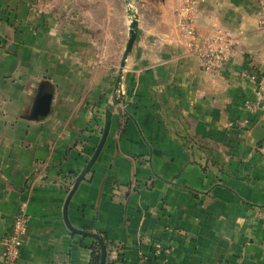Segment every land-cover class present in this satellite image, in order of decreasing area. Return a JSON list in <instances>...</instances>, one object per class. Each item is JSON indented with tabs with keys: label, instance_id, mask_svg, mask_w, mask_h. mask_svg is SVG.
I'll return each instance as SVG.
<instances>
[{
	"label": "crops",
	"instance_id": "0c3cea01",
	"mask_svg": "<svg viewBox=\"0 0 264 264\" xmlns=\"http://www.w3.org/2000/svg\"><path fill=\"white\" fill-rule=\"evenodd\" d=\"M48 1L0 0V236L26 201L19 264H90L94 238L69 228L64 207L99 144L92 129L114 100L113 74L89 43L37 17ZM194 1L199 33L235 38L230 60L211 72L190 54L189 0L142 17L124 102L69 202L73 228L114 244L106 264H264V105L245 108L264 95L259 0Z\"/></svg>",
	"mask_w": 264,
	"mask_h": 264
},
{
	"label": "rangeland",
	"instance_id": "374dc122",
	"mask_svg": "<svg viewBox=\"0 0 264 264\" xmlns=\"http://www.w3.org/2000/svg\"><path fill=\"white\" fill-rule=\"evenodd\" d=\"M50 1L36 7L37 10L42 11L37 17L52 26L56 25L57 29L60 28L59 32H65L70 41L89 43L91 46L88 44L85 49L89 52L94 51V55L91 56L101 60L100 69L110 70L113 74L108 83L110 91L114 90V100L105 107L101 106L100 121L97 119L95 129H92L102 136L107 108L112 106L114 109L116 102L123 100L127 93H123L124 89H122L127 59L123 70H121V62L134 15H137L139 26L142 17L153 21L152 15L157 10V6L165 0H130L129 3L128 0H68L61 4L54 2L52 7L48 6L49 3L51 4ZM146 7L151 8L147 13ZM149 11L154 12L150 15ZM38 102L42 109H46L49 103L48 96L41 95Z\"/></svg>",
	"mask_w": 264,
	"mask_h": 264
},
{
	"label": "built area",
	"instance_id": "2783aa9c",
	"mask_svg": "<svg viewBox=\"0 0 264 264\" xmlns=\"http://www.w3.org/2000/svg\"><path fill=\"white\" fill-rule=\"evenodd\" d=\"M194 0H189L185 8L186 14L180 26L184 32L187 48L190 54L197 56L205 69L211 72H220L230 60L235 40L229 33L218 32L213 35H203L198 32L193 13ZM258 14L260 26L264 29V0H259ZM243 74L253 83L260 84L261 75L255 69ZM125 93V91H123ZM264 105V95L260 99L247 101L245 108L253 113ZM30 216L27 213V202L21 201L19 209L10 231L0 236V245L3 247L2 257L5 264H19L22 254L23 242L29 229Z\"/></svg>",
	"mask_w": 264,
	"mask_h": 264
},
{
	"label": "water",
	"instance_id": "95a60500",
	"mask_svg": "<svg viewBox=\"0 0 264 264\" xmlns=\"http://www.w3.org/2000/svg\"><path fill=\"white\" fill-rule=\"evenodd\" d=\"M129 1L130 0H128V2ZM138 26H139V23H138L137 15H134V18H133L132 23H131V28H130V36H129V39H128V42H127V45H126V49H125V52H124V55H123V59H122V62H121V70H123V68L125 67L126 59L128 58L130 52L132 51L134 43H135V41L137 39ZM120 79H121V77L119 78V80ZM112 115H113V108H112V106H110L106 110L104 129H103V133H102L101 139L99 141V144H98L94 154L92 155L91 159L89 160L88 164L86 165V167L82 171V173L79 176H77V178H76V180H75V182L73 184V187H72V189L70 190V192L68 194V197H67V200H66V203H65V207H64L65 220H66L69 228L75 233L88 235V236H91L94 239H98L99 238L98 234H96V233H88L85 230H78V229H75V228H73L71 226L70 222L68 221V217H67V209H68V205H69V202H70L73 194L77 190V188H78L79 184L81 183V181L84 179L85 175L90 171L91 167L93 166V164L97 160L101 150L103 149V147L105 145V142H106V139L108 137V134H109V131H110V127H111ZM100 244H101V249H102L101 264H106L107 250H106L105 245L102 242H100Z\"/></svg>",
	"mask_w": 264,
	"mask_h": 264
},
{
	"label": "trees",
	"instance_id": "16d2710c",
	"mask_svg": "<svg viewBox=\"0 0 264 264\" xmlns=\"http://www.w3.org/2000/svg\"><path fill=\"white\" fill-rule=\"evenodd\" d=\"M123 102H124V99L121 100V101L116 102V105L121 104ZM85 231H87L88 233H96L99 236L98 239H94L93 240V243L90 246V248L92 250L90 264H101L102 249H101L100 242H102L105 245L106 250H108L110 245H114V244L108 241V237H107V235L105 233H102V232H91L89 230H85ZM107 254H108V252H107ZM107 257H106V261H107Z\"/></svg>",
	"mask_w": 264,
	"mask_h": 264
},
{
	"label": "bare ground",
	"instance_id": "6f19581e",
	"mask_svg": "<svg viewBox=\"0 0 264 264\" xmlns=\"http://www.w3.org/2000/svg\"><path fill=\"white\" fill-rule=\"evenodd\" d=\"M129 2H130V1H129ZM129 2H128V3H129Z\"/></svg>",
	"mask_w": 264,
	"mask_h": 264
}]
</instances>
